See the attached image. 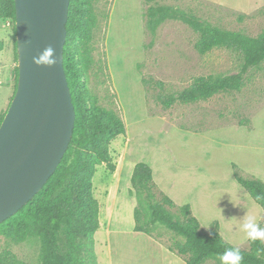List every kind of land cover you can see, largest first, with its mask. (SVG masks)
Here are the masks:
<instances>
[{
  "label": "rangeland",
  "instance_id": "obj_1",
  "mask_svg": "<svg viewBox=\"0 0 264 264\" xmlns=\"http://www.w3.org/2000/svg\"><path fill=\"white\" fill-rule=\"evenodd\" d=\"M93 27L88 47L91 65L82 87L87 105L112 111L125 133L110 141L108 163L96 165L92 194L99 205V229L82 246L85 264H183L170 249L182 239L162 226L145 235L134 231L135 209L146 220L145 205L131 188L135 165L152 170L153 193L166 196L179 215L188 205L200 233L218 231L224 242L249 250L242 225L249 216L264 228V213L235 180L264 183V63L250 70L238 91L215 94L195 103L162 104L187 89L198 77L238 71L241 56L225 48L201 55L198 35L175 20L154 33L147 10L166 6L189 12L223 30L257 37L264 30V0H91ZM0 115L14 91L12 25L0 20ZM113 167L114 170H111ZM264 244V241H262ZM90 250L94 258L91 257ZM39 243L16 244L0 236V254L9 252L37 264ZM203 264H221L211 259Z\"/></svg>",
  "mask_w": 264,
  "mask_h": 264
},
{
  "label": "trees",
  "instance_id": "obj_2",
  "mask_svg": "<svg viewBox=\"0 0 264 264\" xmlns=\"http://www.w3.org/2000/svg\"><path fill=\"white\" fill-rule=\"evenodd\" d=\"M15 14L14 0H0V20L12 25L17 64ZM92 16L91 0H70L63 67L74 106L75 123L68 149L43 188L20 211L0 224V236L8 234L16 244L38 241L37 264H85L79 258L82 246L90 240L92 249V237L99 229V205L92 194V176L96 165L109 162L107 147L110 141L125 133L122 121L112 111L85 104L87 97L82 78L91 65L88 41L93 27ZM166 20L182 22L198 35L195 49L199 54L225 48L238 53L241 63L234 74L195 78L190 87L162 100L165 107L175 102L205 101L225 91H238L250 70L264 63V30L257 37H250L223 30L196 15L172 7L148 8L147 28L151 33ZM1 47L0 44V51ZM13 70L12 98L18 82L17 66ZM6 111L0 115V124ZM235 180L264 213V183L239 176ZM130 185L147 212L144 215L146 220L142 221L141 212L135 209L134 231L149 235L155 226L166 228L182 239V242L176 241L170 250L183 257L184 264L220 260L226 250L236 249L224 242L218 231L210 235L201 234L200 224L188 205L181 206L179 215H175L171 212L174 203L168 197L163 196L161 202L156 201L152 191V170L146 164L134 166ZM258 249H264L263 242L249 240V250L240 251L243 256L241 264H264V252L257 256ZM89 254L94 258L91 250ZM0 264L27 263L6 252L0 254Z\"/></svg>",
  "mask_w": 264,
  "mask_h": 264
},
{
  "label": "water",
  "instance_id": "obj_3",
  "mask_svg": "<svg viewBox=\"0 0 264 264\" xmlns=\"http://www.w3.org/2000/svg\"><path fill=\"white\" fill-rule=\"evenodd\" d=\"M18 79L0 124V224L47 183L71 141L75 111L63 67L70 0H14ZM53 50L49 68L37 66Z\"/></svg>",
  "mask_w": 264,
  "mask_h": 264
},
{
  "label": "clouds",
  "instance_id": "obj_4",
  "mask_svg": "<svg viewBox=\"0 0 264 264\" xmlns=\"http://www.w3.org/2000/svg\"><path fill=\"white\" fill-rule=\"evenodd\" d=\"M53 50L48 48L44 54L38 59H34L33 63L37 66L53 67L56 64V60L50 59ZM243 231L246 234V238L251 241H264V228L260 227L251 216L245 219L242 225ZM264 252V249H258L256 255L259 256ZM243 256L239 249H228L221 256V264H241Z\"/></svg>",
  "mask_w": 264,
  "mask_h": 264
},
{
  "label": "crops",
  "instance_id": "obj_5",
  "mask_svg": "<svg viewBox=\"0 0 264 264\" xmlns=\"http://www.w3.org/2000/svg\"><path fill=\"white\" fill-rule=\"evenodd\" d=\"M4 52V50L2 49L1 51H0V57L2 56V53ZM0 60H1V58H0ZM1 68V67H0ZM12 70H13V67H12V65H10L9 66V70L7 69V78H8V80H10L11 79V77H12ZM184 264V263H183Z\"/></svg>",
  "mask_w": 264,
  "mask_h": 264
}]
</instances>
